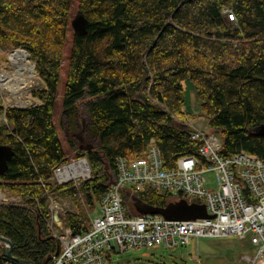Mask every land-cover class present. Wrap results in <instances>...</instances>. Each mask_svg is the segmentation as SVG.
<instances>
[{
	"label": "trees",
	"instance_id": "obj_1",
	"mask_svg": "<svg viewBox=\"0 0 264 264\" xmlns=\"http://www.w3.org/2000/svg\"><path fill=\"white\" fill-rule=\"evenodd\" d=\"M70 7L71 0H0V48L25 49L44 85L32 93L40 102L26 109L0 103V145L14 152L0 192L18 199L0 204V235L14 257L34 264L57 250L46 227L50 196L78 207L64 220L77 233L88 224L81 203L95 207L112 183L116 157L140 156L151 140L165 166L197 155L198 143L177 121L194 117L188 93L223 156L264 158V137L254 132L264 124V0H78L88 26L71 35L61 114L68 145L86 159L90 176L77 185L54 182L53 170L68 163L53 114ZM122 195L131 213L136 200L160 207L173 201L150 188ZM1 249L0 264H7Z\"/></svg>",
	"mask_w": 264,
	"mask_h": 264
},
{
	"label": "built area",
	"instance_id": "obj_2",
	"mask_svg": "<svg viewBox=\"0 0 264 264\" xmlns=\"http://www.w3.org/2000/svg\"><path fill=\"white\" fill-rule=\"evenodd\" d=\"M224 12L228 20H233L231 12ZM178 122L187 127L190 140L198 143L197 155L179 156L171 166H165L151 140L140 156L116 157L112 183L95 207L87 211L86 230L75 233L66 227L65 215L72 211L71 205L61 206L55 198H48L46 227L57 243V250L46 264H111L119 252L162 244L195 245L199 238L241 235H248L255 248L252 258H246L247 263L257 264L264 259V158L245 151L223 156L218 134L207 126L203 117L193 121L178 119ZM80 161L76 159L55 168L52 178L58 184L71 181L77 185V176L61 179L58 174ZM85 166L87 175L83 180L90 176L88 164ZM209 172L214 173L212 188L205 178ZM145 188L160 196L167 195L173 201L204 204L207 214L213 217L175 221L160 214L131 213L123 204L124 189L132 193ZM96 207L100 213L91 217L90 212ZM8 261L7 264H18Z\"/></svg>",
	"mask_w": 264,
	"mask_h": 264
},
{
	"label": "rangeland",
	"instance_id": "obj_3",
	"mask_svg": "<svg viewBox=\"0 0 264 264\" xmlns=\"http://www.w3.org/2000/svg\"><path fill=\"white\" fill-rule=\"evenodd\" d=\"M77 4L78 0H71V7H70V21L72 18L77 14ZM73 30L71 25L69 26V30L67 32L66 42L64 46V54L62 60V67H61V74H60V82L57 92V102L54 109L53 114V123L55 125L57 134L61 140V143L67 153L68 162H72L76 160L74 157V153L70 149L68 142H67V134L64 131L65 127V118L61 114V97L63 93V85H64V78L66 73L67 67V58L70 49L71 43V35ZM7 50L4 48H0V70L4 72L12 73L15 70V66L12 64L10 59V53L15 50ZM26 52L25 49L18 47ZM26 54H28L26 52ZM27 65L33 67L35 75H33L36 79L34 86L29 90V94L26 92H21L16 95H13L12 92H7L0 89V103L3 106H10L14 108H20L17 105L16 100H20L23 103V107H30L35 104H38L40 101L38 98L33 96V92L39 90L44 85L41 81V78L37 74L34 68V63L30 59L29 54L27 58ZM26 75V72L23 73ZM184 86V83H182ZM20 95V96H19ZM25 102V103H24ZM187 109L191 112L194 117H187L189 120L193 121L196 120L199 116L196 114V110L198 107V103L194 98L193 93L187 94ZM183 108V107H182ZM184 109V108H183ZM3 120V114L0 113V122ZM178 121V120H177ZM83 122V123H82ZM81 125L83 126V130L86 125V120H81ZM85 135V130L83 133ZM90 144H97V140H87ZM75 145L77 146L78 143L75 141ZM85 176H77L76 178L82 180ZM205 178L208 182V187L212 188L215 187L214 182V173L209 172L205 174ZM52 180L55 182L56 178L53 177ZM78 181V182H79ZM3 195V198L0 199V204L6 203H18V199L16 197H7L4 192H0ZM56 201L59 205L67 204L71 207L74 211L78 209V207L70 200L65 198H56ZM126 208L131 209L130 206L124 203ZM84 211V214L87 217V211L92 210L86 204L80 205ZM91 217H95L100 213L99 207H96L95 210L91 211ZM0 246L2 247L3 244L0 242ZM255 253V248L249 242L248 235H241V236H222L216 238H199L197 244H184L178 245L176 247H166L165 245H157L151 248H140L138 250H128L124 252H119L117 255L113 256L111 264H250L247 263L246 258L251 259ZM262 261L258 262L257 264H262ZM264 264V263H263Z\"/></svg>",
	"mask_w": 264,
	"mask_h": 264
},
{
	"label": "water",
	"instance_id": "obj_4",
	"mask_svg": "<svg viewBox=\"0 0 264 264\" xmlns=\"http://www.w3.org/2000/svg\"><path fill=\"white\" fill-rule=\"evenodd\" d=\"M72 30L77 34H85L88 26L87 19L81 14L77 13L70 21ZM17 109H25L23 107ZM183 128L187 129L184 125ZM254 132L264 137V124H260L254 128ZM14 152L8 145H0V174H3L8 168V161L11 160ZM87 164V161L83 158L80 159ZM134 209L139 214H160L167 220L184 221L193 220L197 218H211L212 215H208L204 204L188 203L185 200H179L176 202H169L163 207L148 205L141 201L136 200L133 204ZM60 224V223H58ZM0 242L3 244L1 249V256L8 260L14 261L18 264H30L31 261L21 260L12 255V245L8 238L0 235ZM56 254V253H55ZM50 256L45 258L41 264H46Z\"/></svg>",
	"mask_w": 264,
	"mask_h": 264
},
{
	"label": "bare ground",
	"instance_id": "obj_5",
	"mask_svg": "<svg viewBox=\"0 0 264 264\" xmlns=\"http://www.w3.org/2000/svg\"><path fill=\"white\" fill-rule=\"evenodd\" d=\"M9 55L12 64L15 66V70L12 73L0 70V89L12 92L15 97L21 92L29 94L28 92L34 86L36 79L33 76L35 75L33 67L27 65L28 54L17 48ZM24 72H26V75H23ZM16 102L18 107L24 106L20 100L17 99ZM81 175H87L86 166L83 161L66 167L60 174H58V177L61 179H67ZM2 198L3 195L0 194V199Z\"/></svg>",
	"mask_w": 264,
	"mask_h": 264
}]
</instances>
